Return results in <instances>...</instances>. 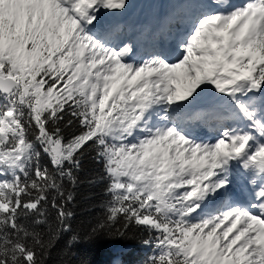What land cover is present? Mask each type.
<instances>
[{"label":"snow or ice","instance_id":"1","mask_svg":"<svg viewBox=\"0 0 264 264\" xmlns=\"http://www.w3.org/2000/svg\"><path fill=\"white\" fill-rule=\"evenodd\" d=\"M126 7L0 0V264L132 229L144 264H264V0H186L158 30L174 50L139 58L99 17ZM100 182L82 235L77 191Z\"/></svg>","mask_w":264,"mask_h":264},{"label":"trees","instance_id":"2","mask_svg":"<svg viewBox=\"0 0 264 264\" xmlns=\"http://www.w3.org/2000/svg\"><path fill=\"white\" fill-rule=\"evenodd\" d=\"M101 166L91 160H85V177L96 176ZM107 199L105 183L84 184L77 191L76 217L73 227L87 232L101 214V205ZM128 239H108L103 236L90 242H82L68 248L69 236H64L53 252L49 264H144L151 254V249L141 245L140 240L147 233L130 230Z\"/></svg>","mask_w":264,"mask_h":264},{"label":"bare ground","instance_id":"3","mask_svg":"<svg viewBox=\"0 0 264 264\" xmlns=\"http://www.w3.org/2000/svg\"><path fill=\"white\" fill-rule=\"evenodd\" d=\"M185 2L186 0H127L125 10L109 12L102 9L100 13L103 15L99 17L103 24L122 25L134 46L141 47L139 55L142 56L151 47L154 36L159 38V41L163 39V34L158 30L167 23L170 13ZM206 3L212 4V0H206ZM206 128L213 136L211 129ZM231 191L235 200L244 201L245 193L241 184L234 185Z\"/></svg>","mask_w":264,"mask_h":264},{"label":"rangeland","instance_id":"4","mask_svg":"<svg viewBox=\"0 0 264 264\" xmlns=\"http://www.w3.org/2000/svg\"><path fill=\"white\" fill-rule=\"evenodd\" d=\"M204 2L206 3V0H204ZM101 10H102V9H101ZM108 11H109V10H108ZM108 11H107V12H108ZM112 11L117 12L118 10H112ZM112 11H109V12H112ZM107 12H106V13H107ZM100 15H103V14L100 13L99 16H100ZM105 15H106V14H105ZM151 254H152V252H151ZM151 254H150V255H151Z\"/></svg>","mask_w":264,"mask_h":264}]
</instances>
